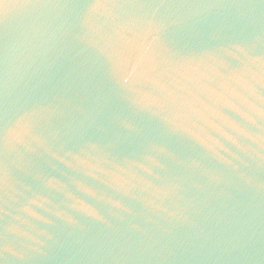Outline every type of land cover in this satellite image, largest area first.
<instances>
[{
	"label": "water",
	"instance_id": "95a60500",
	"mask_svg": "<svg viewBox=\"0 0 264 264\" xmlns=\"http://www.w3.org/2000/svg\"><path fill=\"white\" fill-rule=\"evenodd\" d=\"M0 264H264V0H0Z\"/></svg>",
	"mask_w": 264,
	"mask_h": 264
}]
</instances>
